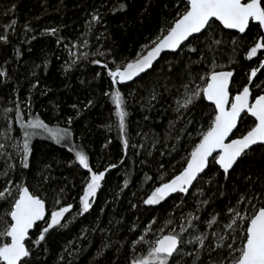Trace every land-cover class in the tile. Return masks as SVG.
Masks as SVG:
<instances>
[{
  "label": "trees",
  "instance_id": "1",
  "mask_svg": "<svg viewBox=\"0 0 264 264\" xmlns=\"http://www.w3.org/2000/svg\"><path fill=\"white\" fill-rule=\"evenodd\" d=\"M181 3L182 0H0V35L7 36L6 42L0 41V71L6 73L0 76V143L7 145L0 153L10 154L12 159L7 162L14 165L8 176L0 175V190L8 186L15 191L16 184L27 185L45 199L46 219L51 211L73 205L61 221L66 226L50 230L40 245L33 242L46 226L44 221L30 232L26 246L34 253L29 258L31 264H130L133 257L145 255L148 247L140 244L133 251L132 241L139 234L155 239L160 235L158 229L169 219L172 223L165 232H180L183 225L187 229L182 234L185 240L205 232L215 249L217 238L212 233L222 236L230 231L225 228L231 223L228 208L237 206L242 194L264 195V148L256 147L238 161L227 178L210 160L188 193H179L158 205L143 203L154 187L182 170L188 153L214 115L213 106L205 99L196 100L178 113L176 101L184 93L181 86L191 76L204 74L215 61L217 70L233 71L230 88L234 95L248 84L251 69L259 68V62L264 60L263 50L257 57L247 59L248 50L258 39L260 30L256 25L251 24L250 30L239 35L213 24L205 35L191 40L197 52H190L186 42L176 53L163 54L150 71L135 81L118 86L129 114L125 134H121L114 105L105 95L110 91V78L102 64H123L144 52L143 46L151 47V42L166 34L183 11ZM95 13L101 18L92 21L89 28ZM51 28L58 29L55 35L44 31ZM211 35L222 43L209 50L207 37ZM262 73L264 68L250 86L254 95L259 92L254 85L264 81ZM17 105L25 120L38 115L50 127L70 128L71 143L58 144L47 134L34 136L29 167L23 168L21 154L11 146L14 142L22 144L23 138L16 121ZM69 117L71 124L67 123ZM250 123V119L247 124L240 122V132ZM9 127L11 132L6 133ZM8 135L13 139H7ZM124 139L128 140L127 149ZM76 150L85 151L94 171L116 165L106 172L92 208L83 215L77 214L79 196L88 173L75 160ZM5 159L0 155V171ZM8 179H12V185H7ZM253 203L259 205L258 200ZM9 207L0 199V232L10 220L5 215ZM238 210L241 215L251 211L247 201ZM213 215L217 222L208 226L205 221ZM191 216L200 218L192 220L195 227L188 225ZM154 218L152 231L144 233V227ZM208 247V240L203 248L198 243L189 244L184 251L192 255L177 259H182L183 264H193L197 254L196 264H214L222 259V249L209 253Z\"/></svg>",
  "mask_w": 264,
  "mask_h": 264
},
{
  "label": "snow or ice",
  "instance_id": "2",
  "mask_svg": "<svg viewBox=\"0 0 264 264\" xmlns=\"http://www.w3.org/2000/svg\"><path fill=\"white\" fill-rule=\"evenodd\" d=\"M181 6L183 11L177 14V18L167 28L166 34L153 40L151 47L143 46L145 51L137 53L134 59L123 64L113 61V67H109L107 63L102 64L100 60L92 61L95 64H102V67L107 69V76L110 78V91L105 95L110 97L114 105L117 127L121 134H125L126 117L129 114L126 110L125 97L118 85L132 81L141 73L151 69L162 51L167 49L175 52L177 49H182V46L187 42L188 50L195 53L197 48L191 46V40L199 39V35H205L209 29H212L213 24L218 23L223 29L236 30L240 34H245L246 30H250L252 22H255L260 31L257 32L258 39L247 52V59L251 60L253 57H257L258 52L264 50V0H182ZM100 18L99 13L93 14L89 21V28H91L92 21L98 22ZM14 23L15 21H13ZM44 31L55 35L58 29L51 28ZM207 38L210 41L209 50H212V45L222 43V40L215 39L214 35ZM0 41L6 42L7 36L0 35ZM57 42L59 43V38ZM232 42L235 44V39ZM87 43L85 40L84 44L87 45ZM100 54L103 55V53ZM261 54L264 55V53ZM70 55L73 53L70 52ZM79 55L86 57L87 53ZM259 65V68L251 69L248 84L243 85L234 95L230 88L233 71L217 70L218 66L215 61L204 74L191 76L188 83L181 86L184 93L176 101L178 113L181 108L187 110L196 100L206 99L214 106V115H212L207 129L200 133L199 142L195 143L188 153L182 170L167 182H161L159 186L154 187L151 194L144 199V204L158 205L172 193H188L189 187L208 168L210 160L223 170V174L227 178L230 170L234 169V165L240 159L247 156L256 147L264 148V81L254 85L259 89L255 95L249 86L254 84L253 78H258L257 73L264 68V60L260 61ZM4 75L6 73L0 71V76ZM196 80H199L200 83H195ZM155 98L154 95L152 99ZM87 103L91 105L92 101L89 100ZM73 107L76 106L73 105ZM249 119L251 123L248 124L245 131L240 132L238 124L240 122L247 124ZM16 121L23 133L22 144L14 142L11 146L21 154L20 164L23 168L29 167L30 144L34 136L47 134L49 139L55 140L58 144L62 141L71 143L72 131L70 128L50 127L38 115H30L25 120L18 105ZM71 122V117H69L67 123L71 124ZM5 131L6 133L11 132V127ZM238 132L239 135H237ZM7 139L12 140L13 138L8 135ZM123 146L125 149L128 148L127 139H124ZM6 147V144L0 143V150ZM0 155L6 157L5 167L0 171V175L8 176L14 168L13 164L7 162L12 157L8 153H0ZM75 160L88 173L82 188V195L79 196L80 212L77 214L83 215L92 208L93 200L97 196L98 190L101 189L106 172L110 168H115L116 165L111 164L103 171H94L90 165L89 156L84 150L75 151ZM146 179L151 180L152 177H146ZM6 183L12 185L13 181L8 179ZM125 186H127V181H125ZM0 199L10 205L5 212L10 220L4 230L0 232V237L5 238L0 240V264H31L29 258L34 253L30 247L26 246L30 230L37 222L44 221L46 226L40 230L38 237L33 242L40 245L42 241H45L50 230L66 226L62 225L61 221L65 214L73 208L72 204L61 206L51 211L50 217L46 219L45 199L30 191V188L23 183L16 184L15 191L11 187H3L0 190ZM256 200L259 201L258 206L253 203ZM244 201H247L251 211L246 215H241L238 206ZM202 203L207 204L208 201H202ZM228 212L232 213L229 217L231 223L226 224L225 228L230 231L222 236L212 233V236L217 238L215 249L223 250L222 259L215 261L214 264H264V195L261 193L242 194L237 200V206H230ZM199 219L198 216H191V219L188 220L189 227H195L192 220ZM205 222L208 226H212L217 222L216 216L213 215L210 220ZM154 223L155 218L144 227V233L151 232ZM171 223V219L167 220L164 226L158 229L160 235L153 240H148L146 235L139 234L138 239L132 241V250L135 251L137 245L146 244L148 246L147 253L133 257L130 264H183L182 259H177V257L192 255L191 252L184 251L186 246L198 243L203 248L206 240L209 242V253L215 250L212 247V241L209 240L208 234L205 232L187 240L182 235L187 230L183 225L180 226V232L175 229L165 232V228H168ZM133 230H135V226ZM104 247H108V245H104ZM197 259H199L198 254L194 258L193 264H196Z\"/></svg>",
  "mask_w": 264,
  "mask_h": 264
},
{
  "label": "water",
  "instance_id": "3",
  "mask_svg": "<svg viewBox=\"0 0 264 264\" xmlns=\"http://www.w3.org/2000/svg\"><path fill=\"white\" fill-rule=\"evenodd\" d=\"M251 24H253V25H256L255 24V22H252ZM221 28L223 29V27L221 26ZM223 30H225V31H228V32H235V33H237V34H239V35H243V34H240V33H238L236 30H228V29H223ZM247 31V30H246ZM197 35H199V34H197ZM186 43V42H185ZM179 49H177L175 52H173L172 50H164V51H162V53L160 54V56L157 58V60L156 61H154V64L160 59V57L163 55V54H165V53H176L177 51H178ZM153 64V65H154ZM151 69H149V70H147L145 73H147L148 71H150ZM145 73H141L138 77H136V78H134L132 81H127V82H125L124 84H122V85H118V86H125V85H128V84H130L131 82H133V81H135L136 79H138L140 76H142L143 74H145ZM231 86V85H230ZM205 101L208 103V104H210L211 106H213L212 104H211V102H209V101H207L206 99H205ZM214 107V106H213ZM218 166V165H217ZM235 166V165H234ZM218 168H219V166H218ZM220 169V168H219ZM207 170V168L205 169V171ZM220 170H222V169H220ZM223 171V170H222ZM203 175V173H201L200 174V176L199 177H201ZM198 177V178H199ZM198 180V179H197ZM196 180V181H197ZM196 181H194L193 182V185L192 186H190L189 187V190L194 186V184L196 183ZM177 194H179V193H172V194H170V196L169 197H167L166 199H168V198H170V197H172V196H175V195H177ZM46 217H47V209H46ZM39 222H42V221H39ZM38 223V222H37ZM35 227V226H34ZM34 229V228H33ZM32 229V230H33ZM32 230H30V232L32 231Z\"/></svg>",
  "mask_w": 264,
  "mask_h": 264
},
{
  "label": "flooded vegetation",
  "instance_id": "4",
  "mask_svg": "<svg viewBox=\"0 0 264 264\" xmlns=\"http://www.w3.org/2000/svg\"><path fill=\"white\" fill-rule=\"evenodd\" d=\"M263 52H264V50H263ZM249 86H251V85H249Z\"/></svg>",
  "mask_w": 264,
  "mask_h": 264
}]
</instances>
